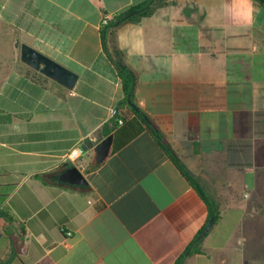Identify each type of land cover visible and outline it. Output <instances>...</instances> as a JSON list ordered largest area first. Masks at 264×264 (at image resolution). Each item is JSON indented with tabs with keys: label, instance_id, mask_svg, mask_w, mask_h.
I'll use <instances>...</instances> for the list:
<instances>
[{
	"label": "crops",
	"instance_id": "1",
	"mask_svg": "<svg viewBox=\"0 0 264 264\" xmlns=\"http://www.w3.org/2000/svg\"><path fill=\"white\" fill-rule=\"evenodd\" d=\"M145 1L0 0V46L9 36L79 75L68 88L24 62L0 74V264H264V4L160 1L111 39L137 74L135 103L218 203L192 244L208 205L122 104L102 41L104 16ZM78 145L86 189L57 176Z\"/></svg>",
	"mask_w": 264,
	"mask_h": 264
},
{
	"label": "trees",
	"instance_id": "2",
	"mask_svg": "<svg viewBox=\"0 0 264 264\" xmlns=\"http://www.w3.org/2000/svg\"><path fill=\"white\" fill-rule=\"evenodd\" d=\"M160 1L163 2L165 0H147L144 3H142L136 7H133L126 12L116 14L113 18H108V22L105 25H103V28H102L103 46H104L106 53L116 63L120 77L122 78V81H123L125 97L122 101V104L129 106L134 111V113L139 118L142 119V121L144 122L146 127L155 135L158 142L165 149L167 154L172 158V160H174V162L179 166V168L182 170L184 175L188 178L190 183L197 189V191L200 193V195L204 198V200L206 201L208 208H209L208 221L212 215H216V219H218L219 218L218 203L215 201V199L212 196H210V194L208 193L204 184L188 169L187 165L182 161V159L179 157V155L173 149L169 140L165 136H163V134L160 132V130L157 128V126L150 119H147L145 117V116H147L146 112L144 110H142L139 113L130 104V100H132L133 102H136V86H137V80H138L137 74L126 63V61L124 59V52L117 47H111V44H110L115 30L119 27V25L116 24L117 21L122 19L128 13H130L134 10H137V9H143V10L140 13L135 14L134 16H132L131 18H129L127 20H137V19L141 18L142 16L148 15L154 11L157 3H159ZM258 1L262 4H264V0H258ZM30 71L31 72L33 71V73L37 74L38 76L43 77V74L41 72H39L33 68ZM118 124H119V122L117 121L114 123V125L112 127H109L106 130L105 135L110 134L111 131L113 130V128L115 126H117ZM86 188H83V189H86ZM204 227L202 228V230L204 229ZM200 232L198 233V235L200 234ZM197 236L194 239V241L192 242V244L198 243V242H196ZM184 258H185V256L180 257L176 264H183Z\"/></svg>",
	"mask_w": 264,
	"mask_h": 264
},
{
	"label": "water",
	"instance_id": "3",
	"mask_svg": "<svg viewBox=\"0 0 264 264\" xmlns=\"http://www.w3.org/2000/svg\"><path fill=\"white\" fill-rule=\"evenodd\" d=\"M143 9L134 10L122 19L117 21V25L121 24L123 21L131 18L135 14H138ZM21 59L28 66L33 69L40 71L42 74L47 77L61 83L62 85L73 88L79 78L78 73L72 69L62 65L60 62L54 60L43 52L37 50L33 46L23 43L21 46ZM130 104L134 107L137 112H141L142 109L138 106L137 103L130 100ZM147 119L148 117L145 116ZM112 136H107L101 140L95 147L97 152L98 161L104 160L111 151ZM58 180L66 185H70L78 188H86L89 185V181L84 174V172L72 161H67L63 164V168L58 172ZM1 213V212H0ZM216 221V215H212L204 229L197 236L196 240L202 239L212 228ZM190 253V250L187 251ZM9 261H6L4 264H8Z\"/></svg>",
	"mask_w": 264,
	"mask_h": 264
},
{
	"label": "rangeland",
	"instance_id": "4",
	"mask_svg": "<svg viewBox=\"0 0 264 264\" xmlns=\"http://www.w3.org/2000/svg\"><path fill=\"white\" fill-rule=\"evenodd\" d=\"M12 38L6 36V43L1 48L4 50H0V74L2 71L4 73L8 72L10 69L14 68L15 66L20 65L22 61L21 59V52L19 49H15L14 43L11 40Z\"/></svg>",
	"mask_w": 264,
	"mask_h": 264
},
{
	"label": "built area",
	"instance_id": "5",
	"mask_svg": "<svg viewBox=\"0 0 264 264\" xmlns=\"http://www.w3.org/2000/svg\"><path fill=\"white\" fill-rule=\"evenodd\" d=\"M108 18L107 16H104L103 20H102V25H105L108 22ZM119 113L118 109L113 108L112 109V115L113 116H117ZM119 124H123V119H118ZM84 153V148L82 145H78L75 148H73L67 155V159L72 161V162H77L79 161V159L81 158V156ZM69 235H71V232H68Z\"/></svg>",
	"mask_w": 264,
	"mask_h": 264
}]
</instances>
